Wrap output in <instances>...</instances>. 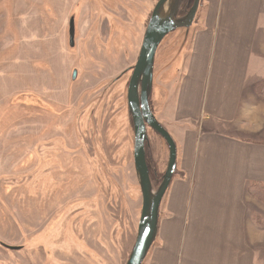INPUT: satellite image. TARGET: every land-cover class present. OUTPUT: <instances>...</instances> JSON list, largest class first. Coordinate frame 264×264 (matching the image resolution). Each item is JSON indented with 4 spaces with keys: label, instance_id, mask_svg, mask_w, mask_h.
<instances>
[{
    "label": "rangeland",
    "instance_id": "374dc122",
    "mask_svg": "<svg viewBox=\"0 0 264 264\" xmlns=\"http://www.w3.org/2000/svg\"><path fill=\"white\" fill-rule=\"evenodd\" d=\"M158 1L0 0V264H127L143 203L127 92ZM200 12L156 53L150 106L172 138L159 118ZM147 135L156 194L169 148Z\"/></svg>",
    "mask_w": 264,
    "mask_h": 264
},
{
    "label": "crops",
    "instance_id": "0c3cea01",
    "mask_svg": "<svg viewBox=\"0 0 264 264\" xmlns=\"http://www.w3.org/2000/svg\"><path fill=\"white\" fill-rule=\"evenodd\" d=\"M200 9L171 114L159 118L172 127L178 174L143 264H264V202L249 192L264 185V0Z\"/></svg>",
    "mask_w": 264,
    "mask_h": 264
},
{
    "label": "water",
    "instance_id": "95a60500",
    "mask_svg": "<svg viewBox=\"0 0 264 264\" xmlns=\"http://www.w3.org/2000/svg\"><path fill=\"white\" fill-rule=\"evenodd\" d=\"M200 1L194 0L189 13L182 18H176V15L174 16L173 14L163 16L166 13V8H169L170 12L174 11L178 0H159L157 2L147 26L138 60L128 85L127 101L132 116L135 136L134 163L141 185L143 203L137 238L127 264H143L148 252L152 248L158 232L162 201L173 180L177 165V145L169 132L157 121L149 104V97L153 89L156 53L161 42L168 34L178 29H189L192 27ZM172 3L173 7L170 9ZM74 30V20L72 19L69 32L71 45L74 44ZM76 76L77 72L75 71L73 73L74 80ZM148 127L160 135L166 141L169 148L167 169L156 194H153L150 171L146 160L145 144L148 136ZM6 248L9 250L19 249L10 246H6Z\"/></svg>",
    "mask_w": 264,
    "mask_h": 264
},
{
    "label": "trees",
    "instance_id": "16d2710c",
    "mask_svg": "<svg viewBox=\"0 0 264 264\" xmlns=\"http://www.w3.org/2000/svg\"><path fill=\"white\" fill-rule=\"evenodd\" d=\"M186 3L187 4L189 3L192 6V3H194V2H193V0H185V2L182 4V7H181V8H183L182 10H185V14H184V12H179V14H178V15H180V13L183 14L182 16H180L181 18L185 17V15L188 14L190 9H191V6H190L189 11L186 10V8H185ZM183 5H184V7H183ZM256 92H257L259 98L264 100V81H262L261 83L258 84V86L256 88ZM149 104H150V97H149ZM150 108H151V106H150ZM145 147H146V144H145ZM146 160H147V152H146ZM147 164H148V160H147ZM148 167H149V165H148ZM149 171H150V169H149ZM174 173H175L174 176H176L178 174L177 169L175 170ZM150 176H151V181L153 183L154 180H153V177L151 175V172H150ZM249 192H250V194H252L253 196H256L258 199H260L261 201L264 202V185H260V184L251 185L249 188Z\"/></svg>",
    "mask_w": 264,
    "mask_h": 264
},
{
    "label": "bare ground",
    "instance_id": "6f19581e",
    "mask_svg": "<svg viewBox=\"0 0 264 264\" xmlns=\"http://www.w3.org/2000/svg\"><path fill=\"white\" fill-rule=\"evenodd\" d=\"M172 7H173V3L171 4L170 9H172ZM167 11H169V8H166V9H165V12H167ZM174 32H175V31H174ZM172 33H173V32H172ZM169 35H170V34H168V35L164 38V40L161 42V44L165 41V39H166ZM161 44H160V45H161ZM159 47H160V46H159ZM176 169H177V165H176ZM176 169H175V170H176ZM174 174H175V173H174ZM173 178H174V177H173ZM148 253H149V252H148ZM144 261H145V260H144ZM143 263H144V262H143Z\"/></svg>",
    "mask_w": 264,
    "mask_h": 264
},
{
    "label": "flooded vegetation",
    "instance_id": "af4514ba",
    "mask_svg": "<svg viewBox=\"0 0 264 264\" xmlns=\"http://www.w3.org/2000/svg\"><path fill=\"white\" fill-rule=\"evenodd\" d=\"M72 19H73V18H72ZM72 19H71V20H72Z\"/></svg>",
    "mask_w": 264,
    "mask_h": 264
}]
</instances>
